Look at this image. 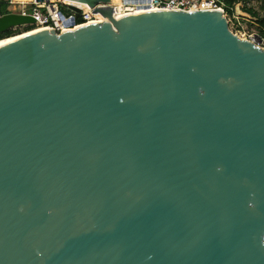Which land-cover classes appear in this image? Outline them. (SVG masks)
I'll return each instance as SVG.
<instances>
[{
	"label": "water",
	"instance_id": "obj_1",
	"mask_svg": "<svg viewBox=\"0 0 264 264\" xmlns=\"http://www.w3.org/2000/svg\"><path fill=\"white\" fill-rule=\"evenodd\" d=\"M67 1L102 21L0 47V264H264V48Z\"/></svg>",
	"mask_w": 264,
	"mask_h": 264
},
{
	"label": "built area",
	"instance_id": "obj_2",
	"mask_svg": "<svg viewBox=\"0 0 264 264\" xmlns=\"http://www.w3.org/2000/svg\"><path fill=\"white\" fill-rule=\"evenodd\" d=\"M68 5L73 4L62 2L60 0H49L48 2L43 3L33 0L31 8H23L20 14L30 15L32 18H34L36 21V24L34 26L36 28L44 27L47 30H56L57 33L68 30L72 22H75V26L73 28H79L81 26L102 21L100 15L93 14L91 9H88L86 11L78 5L74 6L79 7L82 11L81 13H74L69 10L71 14L65 15L61 11V8L62 6L69 8ZM113 7L115 9V14L113 15L115 18H120L122 16L138 12L219 11L223 13L229 23L232 18L236 20V6L235 8H229L227 0H121L120 4L113 5ZM229 10L230 12L232 11V13H230ZM118 13L120 15H118L117 17L116 15ZM0 16L2 15L0 14ZM12 30H17V28H14ZM256 39L254 37H251L247 40L256 43Z\"/></svg>",
	"mask_w": 264,
	"mask_h": 264
},
{
	"label": "rangeland",
	"instance_id": "obj_3",
	"mask_svg": "<svg viewBox=\"0 0 264 264\" xmlns=\"http://www.w3.org/2000/svg\"><path fill=\"white\" fill-rule=\"evenodd\" d=\"M237 9L240 12L237 13ZM251 10V12L247 11ZM235 17L230 21L231 31L239 36L241 39H249L256 36V43L264 48V0H248L247 2H239L235 8ZM29 32L19 31L12 38L19 37ZM11 39V38H10Z\"/></svg>",
	"mask_w": 264,
	"mask_h": 264
},
{
	"label": "crops",
	"instance_id": "obj_4",
	"mask_svg": "<svg viewBox=\"0 0 264 264\" xmlns=\"http://www.w3.org/2000/svg\"><path fill=\"white\" fill-rule=\"evenodd\" d=\"M60 1L68 2V3H71L73 5H77L76 3H72V2H69L67 0H60ZM32 2H33V0H0V6H1V10L6 8L7 12H9L10 14H20L22 12L23 8H25V7L31 8ZM80 5H82V4H80ZM68 6H71V5H68ZM83 9L86 11L88 10V8H86V7H83ZM61 11L65 15L71 14L69 12L68 7H65V6H62Z\"/></svg>",
	"mask_w": 264,
	"mask_h": 264
},
{
	"label": "trees",
	"instance_id": "obj_5",
	"mask_svg": "<svg viewBox=\"0 0 264 264\" xmlns=\"http://www.w3.org/2000/svg\"><path fill=\"white\" fill-rule=\"evenodd\" d=\"M247 1L248 0H227V4H228L229 8H235V6L239 2H247ZM247 11L251 12V10H247ZM229 12H230V10H229ZM230 13H232V11ZM7 14H10V13L7 12L6 8L1 10V15H7ZM35 29H36L35 26L30 25V26H24V27L17 28V30H9L6 33L0 34V41L12 38V36H15L17 33H19V31L32 32V30H35Z\"/></svg>",
	"mask_w": 264,
	"mask_h": 264
},
{
	"label": "bare ground",
	"instance_id": "obj_6",
	"mask_svg": "<svg viewBox=\"0 0 264 264\" xmlns=\"http://www.w3.org/2000/svg\"><path fill=\"white\" fill-rule=\"evenodd\" d=\"M78 6H80V7H86V6H84V5H80V4H78ZM87 8V7H86ZM118 15H120L119 13L116 15L117 17H118ZM38 29V30H37ZM43 31H47V29L46 28H44V27H38V28H36L35 30H32V32H29V33H27V34H24V35H21V36H19V37H15V38H11V39H6V40H2V41H0V47L1 46H4V45H6V44H9V43H11V42H14V41H16V40H18V39H20V38H23V37H26V36H30V35H34V34H39V33H41V32H43Z\"/></svg>",
	"mask_w": 264,
	"mask_h": 264
}]
</instances>
